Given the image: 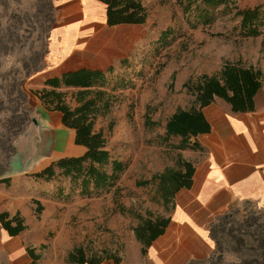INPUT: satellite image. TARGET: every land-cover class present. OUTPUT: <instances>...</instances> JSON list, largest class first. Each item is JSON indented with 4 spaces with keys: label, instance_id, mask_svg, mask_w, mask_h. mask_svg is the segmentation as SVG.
<instances>
[{
    "label": "rangeland",
    "instance_id": "1",
    "mask_svg": "<svg viewBox=\"0 0 264 264\" xmlns=\"http://www.w3.org/2000/svg\"><path fill=\"white\" fill-rule=\"evenodd\" d=\"M59 1L0 0V180L11 179L10 184L0 182V212L19 213L36 229L38 234L25 230L19 236L23 246L41 255L36 264H71L68 253L78 246L89 255L108 250L125 264H140L126 255L133 227L139 217L168 218L172 208L173 200L165 199L155 175L196 160V153L173 148L178 139L165 141L161 134L165 119L190 104L184 84L202 74H217L226 61L253 65L263 72L256 102L264 105V38L243 37L241 16L224 15L223 8L214 9L211 22L196 23L193 14L184 13L188 0H141L150 27L147 34L140 32L129 64L116 67L123 85L110 92V111L96 121L129 168L116 190L54 202L41 197L47 189L29 173L75 152L72 136L46 123L52 112L36 94L49 77L45 71L51 66L54 31L66 22ZM247 2L256 4L235 0L234 5ZM167 31L171 33L161 41ZM119 32L101 34L97 47L111 53L114 43L119 45ZM64 91L75 106L76 90ZM35 201L44 204L40 214ZM3 230L0 224V264H17L20 257L8 249ZM212 238L211 256L191 264H264V202L235 206L215 222Z\"/></svg>",
    "mask_w": 264,
    "mask_h": 264
},
{
    "label": "trees",
    "instance_id": "2",
    "mask_svg": "<svg viewBox=\"0 0 264 264\" xmlns=\"http://www.w3.org/2000/svg\"><path fill=\"white\" fill-rule=\"evenodd\" d=\"M106 5L107 24L117 26L122 24L141 25L147 21L149 11L141 0H98ZM235 0H188L184 4V13H191L196 23H209L214 16V9L223 8L224 15L241 16L238 30L243 37L264 38V2L254 0L256 4L240 7ZM258 2V3H257ZM251 3V2H250ZM196 5V9L193 6ZM256 5V6H254ZM196 25V24H195ZM171 32L167 31L161 37L165 40ZM166 37V38H165ZM123 66L129 64V59L122 61ZM115 68L106 71L100 69L81 68L67 71L61 76L48 77L45 87L36 92L39 100L49 111L62 114L63 124L75 130V143L86 148L80 156H67L51 162L48 166L31 174L37 181L57 182L55 197L66 194V184L69 192L78 193L83 197H95L103 191L115 187L118 180L128 168V163L116 157L108 147V138L102 130H96L97 118L110 111L112 95L117 87L123 85V79L116 76ZM263 72L253 65L244 66L240 63L226 61L217 74H202L196 79H190L184 88L191 96L189 106L177 110L168 118L163 135L165 141L179 138L175 149H199L201 146L196 137L209 133L211 125L205 117L203 109L216 101L217 98L226 101L233 112H250L256 108V97L262 88ZM109 87H112L109 91ZM72 93L75 106L67 102V92ZM194 165L182 161L179 169L168 168L155 175L160 188L165 192V199L173 200L176 192L182 188H190ZM0 182L10 184V178ZM37 202V213L44 206ZM170 218L164 216L139 217V223L133 227L137 240L142 245L145 256L147 248L164 233ZM0 224L10 236L20 235L27 230L25 219L19 214L11 215L7 211L0 212ZM212 233V231H211ZM32 261L36 264L41 258L33 248H27ZM113 260L120 264L122 258L108 250L87 254L83 246L75 247L68 253L67 261L71 264H102Z\"/></svg>",
    "mask_w": 264,
    "mask_h": 264
},
{
    "label": "crops",
    "instance_id": "3",
    "mask_svg": "<svg viewBox=\"0 0 264 264\" xmlns=\"http://www.w3.org/2000/svg\"><path fill=\"white\" fill-rule=\"evenodd\" d=\"M59 7L66 17V22L57 27L51 40L52 61L51 66L45 71L49 77L61 76L67 71L81 68L106 71L114 67L115 74L121 73L116 67L121 65L123 60L129 59V55L139 44L140 32L147 34L150 27L149 16L141 25L109 26L106 5L98 0H60ZM118 31L121 34L117 48L113 42L114 38L107 37L108 41L114 43L111 53H105L101 47H97L96 43L101 39V34ZM203 111L211 125V131L196 137L201 146L199 149H186L196 153L192 185L176 192L169 224L164 233L147 248L145 256L142 254V245L133 232V238L128 244L129 251L126 253L131 261L134 259L140 264H143L144 260L151 264H191L204 261L211 256L215 247L211 231L217 220L243 201L264 202V105L256 102L254 111L233 112L231 105L217 98ZM50 112L53 119L46 115V123L51 124L57 133L67 131L73 138L75 152L52 159L38 170L29 173L30 175L59 158L80 156L86 152L84 146L75 143V130L63 124L62 114L58 111ZM168 118L164 121L161 132L163 135ZM95 129L104 132L103 129H97L96 124ZM104 134L106 135L105 132ZM106 137L108 138L107 135ZM58 142L60 144L62 140L59 139ZM108 144L111 152L120 160L127 162L129 168V162L116 153L109 138ZM127 170L115 187L95 197L118 189L119 181ZM37 182L47 189L42 192L41 197L54 202L81 196L77 192L66 195L70 185L65 183L66 194L58 198L54 196L57 182ZM42 205L44 206L43 203ZM10 214L13 216L16 213ZM25 223L28 226L26 231L32 230L30 232L32 234L37 232L26 220ZM3 231L7 237L8 249L20 257L19 263L22 261L21 264H29L32 259L27 247L20 242V235L10 236L5 229ZM125 263L123 259L120 264ZM102 264L115 262L110 260Z\"/></svg>",
    "mask_w": 264,
    "mask_h": 264
},
{
    "label": "bare ground",
    "instance_id": "4",
    "mask_svg": "<svg viewBox=\"0 0 264 264\" xmlns=\"http://www.w3.org/2000/svg\"><path fill=\"white\" fill-rule=\"evenodd\" d=\"M63 31V30H62ZM65 33H66V31H65ZM66 35H67V33H66ZM63 43H64V41H63Z\"/></svg>",
    "mask_w": 264,
    "mask_h": 264
}]
</instances>
